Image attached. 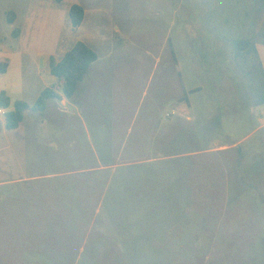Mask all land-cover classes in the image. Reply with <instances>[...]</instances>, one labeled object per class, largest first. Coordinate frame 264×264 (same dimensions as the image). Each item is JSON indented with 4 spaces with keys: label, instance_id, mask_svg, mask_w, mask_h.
<instances>
[{
    "label": "rangeland",
    "instance_id": "rangeland-1",
    "mask_svg": "<svg viewBox=\"0 0 264 264\" xmlns=\"http://www.w3.org/2000/svg\"><path fill=\"white\" fill-rule=\"evenodd\" d=\"M259 1L0 0V60L26 52L28 85L45 87L35 62L46 69L47 53L50 63L81 41L97 54L70 98L59 88L34 111L49 122V145L41 123H26L27 137L6 150L0 125V264H264V102L248 86L264 75V57L249 49ZM74 4L85 10L77 29ZM204 13L231 43L248 42L247 54L230 52L247 61L233 81L226 49L205 56L214 41ZM12 66L0 76L15 86ZM202 126L212 128L206 137ZM221 145L231 147L206 153ZM141 159L195 166L197 200L177 210L191 219L174 220L171 235L127 226L125 164ZM49 187L62 191L64 217L49 218Z\"/></svg>",
    "mask_w": 264,
    "mask_h": 264
},
{
    "label": "crops",
    "instance_id": "crops-1",
    "mask_svg": "<svg viewBox=\"0 0 264 264\" xmlns=\"http://www.w3.org/2000/svg\"><path fill=\"white\" fill-rule=\"evenodd\" d=\"M250 12H252V16L255 18V21H257V26L250 27V29L253 30L252 35L254 34L253 37L255 36L256 42H251L249 49L251 46H253L259 57H264V0H260L258 4H256V2L253 3ZM212 20L213 19H211V17L209 18L208 13H206L201 22V27H204V29L207 28L206 34L214 41L213 48L210 49L209 46L206 47V52H209V54L206 53L205 56L212 62L213 58H216L217 55H220L221 52L223 53V51L226 49L228 57L230 58L232 55V59L227 63L224 71L226 74H228V79L232 80L233 76L239 75V68L237 66V62L234 59V54H230V52H233L234 44L238 45L237 42L240 41L242 42L239 44L241 52H244L243 54H247L245 53L247 50L245 48L247 43L239 38H236V41L231 43V39L228 40V37L230 38V34L224 30L223 25L221 28H217ZM224 23V26H226L227 21H224ZM21 34L22 33L20 32L19 36ZM196 34L199 35L201 32L197 30ZM9 50L5 52L7 56L6 58L9 60V65L7 68L11 69L13 67L12 65L15 64L18 71L20 72V77L17 85L15 84V86H12L10 84L3 83L0 76V97L2 94H4V96L9 99V106L7 110L12 111L14 110V103L16 101H23L31 105L37 100L45 88H49V53L46 54V69H42L39 67L38 63L35 62V70L37 71V75L41 82H44L43 84H45V87L39 90L34 85H28L25 80L26 73L29 66L31 65V62L28 60L29 55L26 52L16 48ZM61 57L56 61L60 60ZM171 58L174 69L176 70V67H178V77L181 91L182 71L180 68L179 59L176 57L175 52H172ZM244 58H246V56H244ZM189 59H191L190 68L196 69L197 66H195V55H191ZM248 86L249 88L254 87L255 91L258 93L256 94V102L261 101V98L264 96V77L259 74V76H257V78L254 80L253 85L248 84ZM197 89L198 88H192L190 90ZM26 94L27 96L33 95V99L25 97ZM47 107L48 105L45 107L44 112L46 111ZM2 119L3 120L2 122L0 121V125L3 127L4 131L3 138L5 139L4 146L6 150H9L11 147L10 140H12V138H14V140H19L27 137L28 133L21 131V128L26 123L31 127H33L36 122L41 123L43 128L42 131L45 132L44 134L48 139L46 144L49 145V122L47 123L45 120H40L36 112L28 110L24 113V117L20 125L16 129L12 130L14 132V137L11 136L12 131H9L5 128L4 118ZM187 120L190 121L189 117ZM202 129L204 133L206 132L204 134L205 137L206 134L212 130V128H207L206 126H202ZM229 147H231V145L213 147L209 150H206V153H214L225 150L227 151L229 150ZM106 167L107 166H101V168ZM125 168L126 172L124 186L125 198L128 208L127 226H129V228H137L141 224H145V222H147L151 226L158 225L161 228L160 232L165 230V234L171 235L169 234L171 231H166L170 230L172 226H175L174 220L188 218L186 214L182 215V213H177V210H180L179 204L195 203L197 200L196 188L198 187V184L195 180V166L192 164L180 163L155 166L151 165L149 159H141L127 162L125 164ZM119 191H121V188ZM62 194V191L59 192L54 189V187H49V218H61L64 217L62 216L63 214L68 213V211H64L65 209L62 206V204L65 202L64 197L61 196ZM55 204L60 205L55 206ZM188 219H191L190 216ZM159 234L163 235L162 233ZM159 234L155 232L151 233V235L154 237L160 236ZM132 237H134V235Z\"/></svg>",
    "mask_w": 264,
    "mask_h": 264
},
{
    "label": "trees",
    "instance_id": "trees-1",
    "mask_svg": "<svg viewBox=\"0 0 264 264\" xmlns=\"http://www.w3.org/2000/svg\"><path fill=\"white\" fill-rule=\"evenodd\" d=\"M68 16L73 29H77L83 23L85 10L82 5L74 4L70 7ZM237 43L238 45H236V47H238L241 52L239 44L242 42L238 41ZM239 51L237 50L234 55L237 66H239L242 60L244 63L247 62L244 55L242 56ZM95 61H97V54L81 41L75 43L66 51L60 60L56 61L51 57L49 70L51 75L57 78V82L52 84L49 88H45L32 105L23 101H16L14 103V110L8 111L5 116L6 129H16L22 122L24 113L28 110L43 111L49 99L58 97L56 90L59 88H62L64 95L70 98L75 92L78 83L84 78L91 64ZM8 65L9 60L7 58L1 59L0 72H4ZM261 102H264V96L261 98ZM0 104L6 108L9 106V99L5 97L4 94L0 97Z\"/></svg>",
    "mask_w": 264,
    "mask_h": 264
},
{
    "label": "built area",
    "instance_id": "built-area-1",
    "mask_svg": "<svg viewBox=\"0 0 264 264\" xmlns=\"http://www.w3.org/2000/svg\"><path fill=\"white\" fill-rule=\"evenodd\" d=\"M7 113H8L7 108H6V107H3V106L0 104V116L5 117ZM173 113H174V112H173Z\"/></svg>",
    "mask_w": 264,
    "mask_h": 264
}]
</instances>
